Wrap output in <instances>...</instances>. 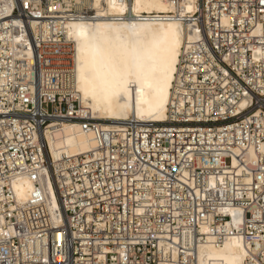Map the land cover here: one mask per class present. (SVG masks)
I'll use <instances>...</instances> for the list:
<instances>
[{"label":"built area","instance_id":"obj_1","mask_svg":"<svg viewBox=\"0 0 264 264\" xmlns=\"http://www.w3.org/2000/svg\"><path fill=\"white\" fill-rule=\"evenodd\" d=\"M160 14L195 34L165 120L108 124L78 102L67 36L96 16L74 0H0V264H197L226 238L264 264V0ZM74 122L93 147L52 157L45 133ZM22 177L35 186L20 201Z\"/></svg>","mask_w":264,"mask_h":264},{"label":"bare ground","instance_id":"obj_2","mask_svg":"<svg viewBox=\"0 0 264 264\" xmlns=\"http://www.w3.org/2000/svg\"><path fill=\"white\" fill-rule=\"evenodd\" d=\"M77 9L95 18L66 23L74 48V82L78 102L108 124L127 118L162 122L178 55L186 40L195 37L189 24L167 19L160 13L192 12L195 0H74ZM31 21V25H34ZM106 124V125H108ZM49 153L78 154L94 141L77 123H65L46 132ZM233 166L236 161L233 160ZM46 207H57L49 179L41 178ZM35 184L22 177L12 183L18 200H24ZM236 222V221H235ZM249 244L226 238L221 246L211 243L198 249L197 264H243Z\"/></svg>","mask_w":264,"mask_h":264}]
</instances>
